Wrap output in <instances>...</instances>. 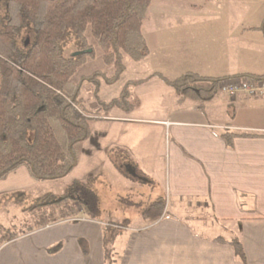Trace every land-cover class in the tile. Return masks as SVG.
<instances>
[{"label": "crops", "instance_id": "0c3cea01", "mask_svg": "<svg viewBox=\"0 0 264 264\" xmlns=\"http://www.w3.org/2000/svg\"><path fill=\"white\" fill-rule=\"evenodd\" d=\"M235 5L231 17H167L166 31L191 28L180 37L160 36L154 47L143 28L150 53L135 63L150 64L154 71L147 76L158 72L172 79L186 72L264 76V0ZM133 94L139 100L134 111L113 109L92 125L69 175L78 179L113 166L164 184L171 207L153 223L118 226L112 264H264V98L226 99L220 91L199 110L158 78ZM227 132L237 135L232 146ZM37 185L22 167L0 181V194L26 193ZM84 217L4 243L0 264H109L103 222ZM235 238L245 259L231 244Z\"/></svg>", "mask_w": 264, "mask_h": 264}, {"label": "trees", "instance_id": "16d2710c", "mask_svg": "<svg viewBox=\"0 0 264 264\" xmlns=\"http://www.w3.org/2000/svg\"><path fill=\"white\" fill-rule=\"evenodd\" d=\"M152 3L153 0H0V181L22 167L36 181L69 176L79 164L81 146L89 139L92 125L108 117L113 109L134 111L139 100L133 89L152 79L162 80L178 95L198 103L199 110L220 95L219 84L226 77L186 72L172 79L156 72L129 80L109 101L101 99L103 84H116L126 72V57L141 62L149 56L143 25ZM89 28L94 44L87 37ZM71 43L76 45V53L67 56L65 51ZM96 48L101 50L104 64L114 68L113 75L97 70L75 81L73 77L94 58ZM87 85L93 86L89 91L102 114L84 107L81 92ZM236 137L228 132L224 135L229 146ZM47 207L61 211L49 218L44 216L37 229L79 213L98 219L102 212L99 194L80 179L70 183L60 197H39L32 209ZM165 210V200L158 198L141 214L143 220L153 223ZM109 226L104 228V244L108 263L112 264V245L119 234ZM19 236L8 231L0 244ZM231 244L245 259L240 240L235 238ZM60 248L58 245L51 252Z\"/></svg>", "mask_w": 264, "mask_h": 264}, {"label": "rangeland", "instance_id": "374dc122", "mask_svg": "<svg viewBox=\"0 0 264 264\" xmlns=\"http://www.w3.org/2000/svg\"><path fill=\"white\" fill-rule=\"evenodd\" d=\"M238 1L244 2L246 0H153L150 8L151 12L149 11L144 22V33L150 41L151 46L154 47L160 36L164 37V34L169 36L173 32L175 33L174 35L180 37L182 33L188 32L191 28L190 26L184 28L177 27L175 29L172 28V31L167 28L168 30L166 31L167 17H184L189 19L192 16H197L201 12L202 16L207 18L219 14V16L231 17V14L233 15L236 12L235 4ZM87 37L89 42L94 44L90 28L88 29ZM65 53L67 56L75 54L76 45L74 43L69 44ZM101 53V50L96 48L94 58L90 59L81 67L73 79L78 81L82 76L89 75L97 70L104 71L109 76L113 75L114 68L107 67L104 64ZM125 64L127 70L116 84L111 86L103 84L100 92L102 100L109 101L117 97L126 82L144 78L148 73L154 71L149 63L138 64L128 57L125 58ZM89 89L93 90V86L87 85L81 92L84 107L92 113L102 114V110L98 107L92 91H89ZM223 95L226 99L230 98L226 94ZM127 172L133 175V172L128 170ZM79 178L91 185L99 194L102 212L98 220L103 222L105 228L111 225L109 229L118 234L121 230L118 226L121 227L123 224L127 226L128 224L133 227L141 224L143 222L141 216L142 209L146 208L158 198L162 197L165 199L167 209L171 207V200L165 192L164 184L161 181L160 183L156 182L151 177L145 179L141 176L139 178H133L129 177L124 170L120 169V171H117L113 166H107L100 171L94 172L93 174L88 173L87 176L83 175ZM76 179L77 177L75 176H67L59 180L38 181V185L32 191H27L26 193L0 194V242L8 231L17 232L22 235L37 229L38 222L44 216L49 218V216L57 215L61 211V208L47 207L43 210H38L36 208L32 209V206L39 197L47 194H54L60 197V195L65 193L70 183ZM129 202L142 204L143 207L138 208ZM77 208L81 210L80 206H77ZM81 214L83 213H79L74 219H77ZM84 218L90 220L89 218L91 217L87 216ZM92 219L97 220V218ZM125 220L128 221L126 222ZM147 223L145 222V225Z\"/></svg>", "mask_w": 264, "mask_h": 264}, {"label": "built area", "instance_id": "2783aa9c", "mask_svg": "<svg viewBox=\"0 0 264 264\" xmlns=\"http://www.w3.org/2000/svg\"><path fill=\"white\" fill-rule=\"evenodd\" d=\"M220 91L230 98L239 94L249 97H264V78L254 76H237L223 79L219 84Z\"/></svg>", "mask_w": 264, "mask_h": 264}]
</instances>
